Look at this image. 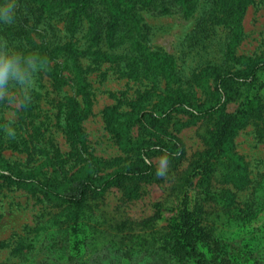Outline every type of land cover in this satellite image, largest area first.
Returning <instances> with one entry per match:
<instances>
[{"label": "rangeland", "instance_id": "374dc122", "mask_svg": "<svg viewBox=\"0 0 264 264\" xmlns=\"http://www.w3.org/2000/svg\"><path fill=\"white\" fill-rule=\"evenodd\" d=\"M183 9L169 15L142 12L135 42L131 34L118 33L108 38L113 43L102 47L101 52L115 56L116 62L79 58L80 73L62 68L61 74L69 79L62 86L55 88L41 72L37 95L32 94L27 108L0 103V128L8 125L16 133L14 145L3 143L0 147V157L11 170L49 184L73 177L79 169L77 177H102L128 168L135 158L123 145L149 144L153 138L137 125L128 126L123 116L110 120L120 135L117 138L106 126L104 114L114 109L115 114L123 115L137 94L148 91L152 84L161 90L167 79L171 88L183 90L193 106L207 107L218 98L212 91L217 74L241 71L251 61L264 60V0H189ZM56 28L61 37V24ZM80 38L78 35L81 48L90 43ZM135 57L136 63H131ZM224 90L226 99L219 113L239 125L232 136H224L220 160L238 163L243 170L238 172L249 183L236 189L224 181L226 169L221 166L210 175L209 192L227 190L235 195L234 202L241 204L253 200L264 182V71L250 87L226 84ZM157 96L158 90L150 94V104L158 102ZM72 102L85 115L78 121L80 134L74 140L63 129L64 112ZM216 121L191 122L185 114L171 115L165 128L182 144L183 158L173 168L159 155L149 154L153 179L140 183L132 200L111 187L89 198L76 213L64 210L30 186L0 179V264H110L118 257L133 264L138 254L131 248L148 233L138 224L154 216L153 230H164L181 205H191L200 190L202 176L197 173L188 179L186 174L195 159L202 162L204 152L213 154L209 149L221 123ZM58 165L61 168H56ZM206 206H212V215L221 214L218 223L224 221L219 206L211 202ZM81 217L83 227H71L77 230L71 232L70 226ZM124 220L131 222V231H121L125 225L119 224ZM262 225L264 212L248 224L251 229ZM67 234L79 237L66 240Z\"/></svg>", "mask_w": 264, "mask_h": 264}, {"label": "trees", "instance_id": "16d2710c", "mask_svg": "<svg viewBox=\"0 0 264 264\" xmlns=\"http://www.w3.org/2000/svg\"><path fill=\"white\" fill-rule=\"evenodd\" d=\"M188 1L17 0L19 7L15 22L12 25L0 24V38L7 39L10 45L22 52H37L42 57H47L50 65L47 64L42 73H45L57 88V85L62 86L69 81L61 74L62 68L67 70L70 67L71 72L80 73L79 58L91 57L94 59L93 62L97 60L116 62L115 56L101 52L102 47L107 46L106 42L113 43V40L110 42L107 40L111 35L118 33L123 36L131 34V39L135 42L136 35L140 32L142 12L157 15L179 14L184 12V5ZM2 2L3 0H0V3ZM57 24H61V37L58 36L60 33L56 28ZM123 26L126 28L121 31ZM78 35L90 43L81 48ZM56 59L59 62L56 63ZM136 59L138 58H133L131 63H136ZM261 71H264V60L251 61L241 71L217 74L212 81V91L218 98L212 105L204 108L193 106L183 90L178 87L171 88L167 79L163 89L160 90L156 84H152L148 91L137 94L135 99L127 103L128 111L123 115L115 114L114 109L104 114L106 126L117 138L120 135L110 120L119 116L126 118L128 126L137 125L146 136L153 138L149 144L123 145L125 152L135 158V162L128 168L113 171L102 177L90 174L77 177L79 169L73 177L48 184L18 175L0 157V179L20 187L30 186L57 205H62L64 210L72 212L80 210L89 198L98 197L111 187L120 190L126 199L132 200L137 197L138 185L153 179L154 169L148 161L149 154L159 155L173 168L177 167L183 158L182 144L165 128L171 115L185 114L191 122L215 119L217 124L219 121L221 123L214 144L209 149L213 154L208 156L204 152L202 162L195 159L186 174L188 179L197 173L202 176L198 182L200 190L197 187V197L192 199L191 205L187 202L181 205L177 215L164 230H153L151 224L154 216L138 224L148 233L146 237L138 239L141 242L134 243L131 248V251L138 254L133 264H264V225L259 229H251L248 226L258 213L264 212V182L253 200L241 204L235 203V195L227 190H222L220 194L209 192L210 175L221 166L226 169L224 181L230 182L236 189H242L249 183L246 176L238 172L243 171L238 163L220 160L223 153L220 146L226 139L224 136H232L233 128L239 123L232 118L235 121L232 124L233 120L221 116L219 111L226 99L224 90L226 84L250 87ZM40 73L37 74L36 83L41 81L38 78ZM156 90L159 100L155 104H150V94ZM33 93L37 95L36 91ZM64 115L66 124L63 129H66L69 137L74 140L76 135L80 134L78 121L85 115L73 102ZM3 143L9 147L15 144V140H9L4 128L1 127L0 147H3ZM61 166L58 165L56 168ZM209 202L221 208L220 212L222 215L225 214L223 222L218 223V220L221 221L220 213L215 212L212 215L214 212L210 209L212 206L207 208L206 204ZM82 222H84L82 217L78 218L70 226L71 232L77 231L72 228L78 230L82 228ZM129 223L131 222L122 221L119 226H125L121 231H131ZM78 237L79 235L67 234L66 240ZM123 261L122 257L113 258L110 264H125Z\"/></svg>", "mask_w": 264, "mask_h": 264}, {"label": "clouds", "instance_id": "9594fccd", "mask_svg": "<svg viewBox=\"0 0 264 264\" xmlns=\"http://www.w3.org/2000/svg\"><path fill=\"white\" fill-rule=\"evenodd\" d=\"M18 7L17 0H3L0 3V24L12 25ZM47 64V57L37 52H22L7 39L0 38V103L27 108L37 88V74L44 71ZM4 131L9 138H15V129L5 125Z\"/></svg>", "mask_w": 264, "mask_h": 264}]
</instances>
